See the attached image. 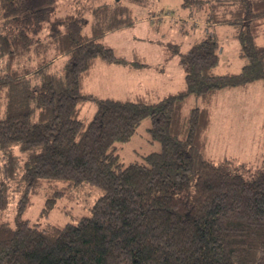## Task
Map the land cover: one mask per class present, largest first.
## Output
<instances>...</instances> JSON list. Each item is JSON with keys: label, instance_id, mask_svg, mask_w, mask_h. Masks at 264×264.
<instances>
[{"label": "trees", "instance_id": "obj_1", "mask_svg": "<svg viewBox=\"0 0 264 264\" xmlns=\"http://www.w3.org/2000/svg\"><path fill=\"white\" fill-rule=\"evenodd\" d=\"M75 1L61 13L58 0H0V264H264V158L206 154L215 93L264 80V0H182L180 28L197 17L204 31L181 53L184 87L157 100L84 89L99 58L148 65L103 37L134 26L150 0ZM219 24L239 42L237 72L216 71ZM189 96L204 104L184 113ZM89 100L97 110L81 118ZM146 117L161 149L125 164L116 142ZM86 184L101 190L90 214L46 225L23 217L42 189L49 211Z\"/></svg>", "mask_w": 264, "mask_h": 264}, {"label": "rangeland", "instance_id": "obj_2", "mask_svg": "<svg viewBox=\"0 0 264 264\" xmlns=\"http://www.w3.org/2000/svg\"><path fill=\"white\" fill-rule=\"evenodd\" d=\"M99 1L94 0L89 7ZM181 2L150 0L148 6L135 9L137 21L134 26L108 32L103 40L111 44L117 54L133 58L134 53H139L148 65L133 70L99 58L91 75L86 78L85 91L99 97L157 100L168 91L183 88L185 72L179 62L181 53L199 39L204 30L203 19L197 17L187 20L184 30L180 28L182 20H186V10L181 7ZM58 5L61 13L73 12L80 7L75 0H58ZM84 16H89V12H85ZM85 30L89 31L88 24ZM215 30L222 45L216 71H239L245 60L239 55V42L233 35V27L219 24ZM171 43L179 44L178 52H168ZM212 100L213 116L208 130L207 156L214 161L230 157L253 165L260 164L264 158V80H255L245 87L221 88ZM202 104V97L189 96L184 113ZM97 107L96 101H87L80 117L91 119ZM150 127L151 119L146 117L128 140L116 142L120 159L125 164L145 161V156L161 149ZM100 194V188L86 184L70 194L57 196L55 206L44 211L48 189H42L33 195L23 217L40 225L73 222L82 215L90 214V208ZM12 216L6 214L11 221Z\"/></svg>", "mask_w": 264, "mask_h": 264}, {"label": "crops", "instance_id": "obj_3", "mask_svg": "<svg viewBox=\"0 0 264 264\" xmlns=\"http://www.w3.org/2000/svg\"><path fill=\"white\" fill-rule=\"evenodd\" d=\"M140 55H141V54H140ZM141 56L143 57V55H141ZM125 68L129 69L128 67H125ZM133 70H135V69H133ZM90 75H91V73H90ZM90 75H89V76H90ZM89 76H88V77H89ZM85 82H86V80H85ZM169 92H170V91H168L167 93H169ZM164 95H165V94H164ZM136 96H139V95H136Z\"/></svg>", "mask_w": 264, "mask_h": 264}]
</instances>
